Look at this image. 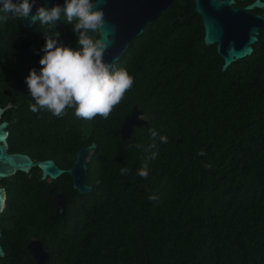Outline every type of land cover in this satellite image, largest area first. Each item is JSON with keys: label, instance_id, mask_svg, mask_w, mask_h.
I'll return each instance as SVG.
<instances>
[{"label": "trees", "instance_id": "16d2710c", "mask_svg": "<svg viewBox=\"0 0 264 264\" xmlns=\"http://www.w3.org/2000/svg\"><path fill=\"white\" fill-rule=\"evenodd\" d=\"M20 20L0 12V97L18 110L10 148L42 153L60 169L81 147L96 149L86 162L89 194L74 190L67 173L33 182L17 175L7 187L0 242L24 260L13 264H35L24 249L31 240L48 252L45 264H264V28L252 54L222 72L216 46L203 43L194 0H175L114 63L134 77L132 88L108 119L86 121L72 108L63 118L30 111L26 77L41 68L46 35L58 31L74 49L78 38L63 16L56 26L23 28ZM134 106L148 125L122 141ZM151 129L168 142L157 137L150 148ZM155 151L143 179L137 170ZM59 192L65 221L53 205Z\"/></svg>", "mask_w": 264, "mask_h": 264}, {"label": "clouds", "instance_id": "9594fccd", "mask_svg": "<svg viewBox=\"0 0 264 264\" xmlns=\"http://www.w3.org/2000/svg\"><path fill=\"white\" fill-rule=\"evenodd\" d=\"M102 2L103 0H65L63 5L37 7L35 14H32L36 0H0V12L27 18L40 25L56 26L63 16L72 25L78 38V46L74 49L60 41L58 31L54 37L46 35V43L41 49L44 55L39 61L41 68L39 72L35 68L31 69L26 77L34 101L29 106L31 112L46 110L52 116L63 118L67 115V109L72 108L79 119L91 121L99 116L106 120L132 88L134 77L129 71L124 67L114 68L112 63L104 59L112 41L92 35L103 33L105 13L98 7ZM150 135L153 143L149 147L152 149L157 147V137L161 143L168 142V137L160 135L155 129L150 130ZM158 154V151L151 152L137 170L138 176L148 178L149 161ZM198 155L204 156L206 153L201 150ZM205 167L211 165L205 164ZM128 171L127 168L120 170L121 175L128 174ZM149 199L157 200L158 197L153 195Z\"/></svg>", "mask_w": 264, "mask_h": 264}, {"label": "water", "instance_id": "95a60500", "mask_svg": "<svg viewBox=\"0 0 264 264\" xmlns=\"http://www.w3.org/2000/svg\"><path fill=\"white\" fill-rule=\"evenodd\" d=\"M175 0H103L98 7L105 13V26L103 33L98 38H107L112 41L105 53L106 62L114 63L126 51L129 43L140 36L147 24L155 21L162 12L170 7ZM243 1V0H240ZM65 0H36L32 14L36 8L47 5L49 8L56 4L63 5ZM194 8L200 16L203 29V43L206 46H216V53L222 59L220 67L224 72L234 62L249 57L257 42L259 30L264 28V12L262 14L251 13L254 10H262L264 2L254 0L244 7H235L234 0H194ZM12 15L11 13H7ZM180 18H176L172 24H176ZM22 26L29 28L35 22L21 18ZM253 36L255 37L253 39ZM9 107V105H6ZM5 107V108H6ZM3 109H0V115ZM139 125H148L143 111L134 106L129 117L120 127L121 140L129 138L134 133V128ZM5 122L0 124V179L10 177L16 172L27 173L32 167H37L41 172L40 179L56 180L62 174L67 173L72 179V187L80 194H89L91 186L86 184V162L96 144L81 147L75 153V160L69 169L58 168L52 160L33 162L23 154H9L7 151V132ZM5 204V191L0 189V215ZM53 205L56 214L62 221L66 220V200L63 192L53 197ZM1 237V231H0ZM25 251L33 259L35 264H45L49 254L44 250L39 240H31L25 246ZM3 250L0 245V257Z\"/></svg>", "mask_w": 264, "mask_h": 264}, {"label": "flooded vegetation", "instance_id": "af4514ba", "mask_svg": "<svg viewBox=\"0 0 264 264\" xmlns=\"http://www.w3.org/2000/svg\"><path fill=\"white\" fill-rule=\"evenodd\" d=\"M243 1H245V0H243ZM234 6L235 7H244L245 5H241L237 0H234ZM263 10H264V8H263ZM251 13L256 14L253 11ZM262 13H260V14H262ZM36 23L37 22L32 24L30 27H32ZM20 24H21V22H20ZM21 26H22V24H21ZM22 27L25 28L24 26H22ZM6 105H9V107H6ZM0 109H3L2 113L0 115V124L2 122H5L7 124V126L4 128V130L7 132V151H8L9 154H23V155L28 156L33 162L44 161V160H52V159H48V158H42V156H43L42 153L40 155L39 154H35V153H32L31 150H30L31 153H28V152H24V151H18V150L16 151V150L11 149L9 144H8L9 127H10V122L12 120H13V122H15L14 117L16 116V113H17L18 110H17L16 105H14V104H11V103L5 104L4 103V99H2L1 97H0ZM17 175H19V178H21V179H26V180H28L30 182H33V181L37 180L38 178L40 179L41 172H40V170L37 167H32L27 173L16 172L14 175H12L10 177L0 179V189L2 188L5 191V200H6L7 196H8L7 187H10L11 185L14 184V182L16 181V176ZM4 206H5V204H4ZM0 231H1V229H0ZM0 241H1V239H0ZM0 245H1V242H0ZM25 246H26V244L24 245V249H25ZM1 247H2V250L4 249L7 252L5 253L4 250H3V254L4 255L2 257H0V264H13V263L23 262L24 261L22 258L9 256V250L12 248L10 245H6L5 244L4 246L1 245Z\"/></svg>", "mask_w": 264, "mask_h": 264}]
</instances>
